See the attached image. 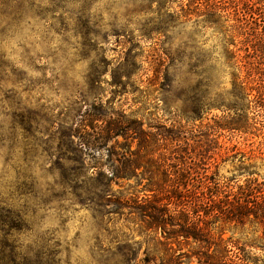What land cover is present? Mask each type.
Returning <instances> with one entry per match:
<instances>
[{
    "label": "rangeland",
    "instance_id": "obj_1",
    "mask_svg": "<svg viewBox=\"0 0 264 264\" xmlns=\"http://www.w3.org/2000/svg\"><path fill=\"white\" fill-rule=\"evenodd\" d=\"M215 1L225 6L217 13L218 19L199 10L202 4H209L200 0L197 9H192L198 15L188 18L182 16L186 0H170L168 11L162 14L156 2L87 0V27L92 32L87 40L72 31H60L67 23L69 29L76 26L67 18L71 15L76 20L78 5L69 0L73 14L60 19L64 11H59L46 26L28 11L19 28L0 35V196H10L12 207L28 211V230L13 232L24 247L34 250L41 245L40 250H57L58 264H158L161 256L170 259L171 251L163 254L167 248L154 249L148 244L152 233H145L143 224L127 209L121 211L122 216L98 219L92 206L75 201L68 193L61 201L41 206L39 199L51 195L50 187L60 189L59 171L46 154L48 149L53 154L56 147L57 130H52V125L58 122L61 130L67 129L76 112L90 104L137 120L150 132L158 126L178 131L179 153L198 160L202 153L205 161L199 166L212 185L236 190L251 182L264 191V113L255 116L232 108L235 84L253 85L249 78L257 77L255 66L262 61L259 51L263 45L254 43L250 34L261 33L264 40V0ZM88 41L96 46L95 54L83 58L73 46ZM154 50L163 57L160 61ZM196 63L200 77L190 72ZM155 67L163 68L160 70L167 77L155 75ZM164 77L169 81L164 82ZM194 91L198 103L190 99ZM237 105L240 108L246 102ZM22 121L30 122L41 141L29 174L35 183L33 192L19 198L18 190L29 186L22 176L25 166L18 125ZM13 136L17 139L14 145L9 143ZM118 140L122 142V138ZM100 150L104 154L102 167L107 170L105 151ZM82 159L81 173L88 180L94 161L85 154ZM137 181L115 180L112 192L128 197L133 190L141 191L144 182L138 185ZM212 226L213 232L221 230L224 241L245 246L242 264H264L260 225L250 221ZM172 246L176 254L171 264H229L237 251L216 254L213 247L208 250L192 240ZM130 249L138 253L135 263H125L122 256L123 250ZM145 256L149 263L143 262Z\"/></svg>",
    "mask_w": 264,
    "mask_h": 264
},
{
    "label": "trees",
    "instance_id": "obj_2",
    "mask_svg": "<svg viewBox=\"0 0 264 264\" xmlns=\"http://www.w3.org/2000/svg\"><path fill=\"white\" fill-rule=\"evenodd\" d=\"M74 1V4L78 5L77 12L74 14L76 20H73L71 15L67 20H72L76 26L69 29L67 23L60 31L65 34L72 31L75 36L81 35L88 40L92 33L87 27L88 2L87 0ZM139 1L141 4L156 2L160 14L168 11L170 7L168 5L171 4L170 0ZM186 1L182 16L188 18L192 14L198 15L192 9H195L200 2ZM200 1L209 2L204 6L202 4L199 8L204 10L205 16L211 19L221 18L217 13L224 11L223 3L215 0ZM68 3L69 0H0V35L9 28H19L28 11L33 12L44 21L46 26H49L59 11H64L62 15H59L60 19L66 13H74ZM252 10L254 9L249 11ZM250 35L254 43L263 45L259 51L262 61L255 66L257 77L249 78L254 81L253 85L247 87L245 82L235 84L237 88L233 94L235 106L232 108L236 112L250 111L255 116H259L264 113V40L260 37L261 33L254 31ZM127 42L132 44L130 40ZM252 45L256 49V45ZM73 47L83 58H87L89 54H95L96 46L89 41L80 47ZM124 48L127 49V46ZM251 48L253 49V46ZM65 49V47L58 48L63 52L66 51ZM154 53L160 58L159 61L163 58L158 51L154 50ZM196 64L190 72L200 77L202 74L199 75V66L198 63ZM161 65L157 67H162ZM160 69L163 68L155 67V75L158 74V77L161 74L165 75V71ZM163 79H165L164 82L169 81L168 78ZM199 88L200 86L196 89ZM197 91L192 92L195 96L190 98L195 103L199 101ZM250 96L252 98L249 99ZM239 101L246 102V105L238 108ZM53 124L52 130H57L56 147L53 154L50 153V149L46 151V154L52 166L59 171L57 184L60 189L54 190L55 188L50 187L48 193L51 195L49 197L42 195L39 199L41 206L53 200L61 201L65 197L64 194L68 193L74 197L75 201L92 206L98 219L105 215L122 216L121 211L127 209L130 216H137L135 219L137 218L136 220L143 224L141 228L145 233H152L153 236L148 239L150 246L154 249L167 248L163 250L164 255H168L169 251L172 252L168 260H165V256H161L158 264L172 263L171 258L176 254L172 245L174 242L179 243L180 240L186 242L192 240L194 243L203 244V247H207L208 250L213 247L216 254L237 250L233 252L229 264H242L246 260L244 255L242 256L245 246L230 239L224 241L221 230L213 232L212 225L217 222L243 225L245 222L253 221L264 231V191L251 182L245 186H238L236 190L219 184L212 185L204 168L199 166V162L203 164L205 161L202 153L199 155V160L197 157L179 153L176 147L181 141L178 131L158 126L155 132H150L144 129L139 121L127 119L124 115L108 110L100 104H90L84 110L77 111L72 125L67 129L61 130L58 122ZM18 125L21 130L23 165L25 166L22 176L29 182V186L24 185L27 188L18 190L19 198H23L32 194V186H35L29 174L38 153L37 148H40L38 143L41 139L36 137L30 122L22 121ZM119 138H122V142L118 140ZM111 141L114 143L109 149L107 146ZM16 142L17 139L14 136L9 141L12 145ZM101 148L105 151L107 170L102 167L104 154ZM84 154L94 161L92 177L88 180L81 173ZM131 179L138 180L136 182H139L138 185L144 182L141 191L133 190L134 192L128 197L112 192V184L115 180ZM136 193H141L142 196ZM10 199V196H0V264H58L57 250H40L41 245L31 250L23 246L17 234H13V232L28 230L26 225L28 211L12 207ZM37 206L40 208L39 203ZM34 211L32 210L31 213L33 214ZM123 251L125 263L136 262L138 253L135 249ZM222 256L225 257V255ZM147 258L145 256L143 262L151 261Z\"/></svg>",
    "mask_w": 264,
    "mask_h": 264
}]
</instances>
